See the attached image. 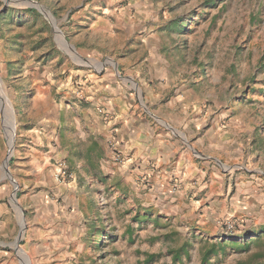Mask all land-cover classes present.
I'll use <instances>...</instances> for the list:
<instances>
[{
    "label": "rangeland",
    "instance_id": "rangeland-1",
    "mask_svg": "<svg viewBox=\"0 0 264 264\" xmlns=\"http://www.w3.org/2000/svg\"><path fill=\"white\" fill-rule=\"evenodd\" d=\"M149 66L177 77L151 107ZM89 74L203 129L124 166ZM0 211L9 264H264V0H0Z\"/></svg>",
    "mask_w": 264,
    "mask_h": 264
},
{
    "label": "crops",
    "instance_id": "crops-1",
    "mask_svg": "<svg viewBox=\"0 0 264 264\" xmlns=\"http://www.w3.org/2000/svg\"><path fill=\"white\" fill-rule=\"evenodd\" d=\"M130 73H133V76L140 81L144 89L145 99L149 101V107L152 105L151 101L155 102L158 100L162 96L164 88L171 86L175 82V79H177L176 76L172 78L167 76L165 81L160 79L162 82L160 80L153 82V80H157V76L163 75L159 66H149L148 75L144 74L142 69L135 67H133ZM141 74L143 77H140ZM103 77L93 74L88 75L87 79L92 83V94H102L101 97L99 96L95 99L96 101L91 100L88 106L92 108L94 104L98 105V102L105 99L107 101L105 102L106 110L111 113V116H100L93 113L90 109L87 110L89 115L80 116L87 124L84 127L83 135L84 137H91L93 134L99 133L105 137L107 135L114 136L118 142V146H120L121 153H123L126 159L124 166L131 165V162L134 161L142 162L143 165L149 162V174H152L151 167H160L162 162L169 161L179 151L182 142L181 136L178 134L179 130L182 129L192 136L196 127L200 130L203 129L202 125L205 122H203L202 116L168 115L163 113L160 108H157V116H153L150 109L148 112L138 106L139 103L136 101V98L129 96L131 93L123 85L122 88L120 86V88L112 90L110 85L105 84L106 78ZM106 87L110 89L107 93ZM154 87H157L158 90H155ZM172 101H175V99H172L170 102L171 104H175ZM211 120L215 119L209 118L204 127L208 128V123H211ZM73 121L75 126L81 129L79 120L74 118ZM214 130V126L206 129L205 132L209 131L211 134L207 133L205 136L208 134L212 135V131ZM197 132L199 136L203 135V133ZM199 142H201V139L194 140L196 146H198ZM164 152L166 153L164 154ZM196 160L197 156L194 153L184 156L183 152L178 162L185 164L187 167L195 164ZM137 164L140 165V163ZM185 179L187 178L183 176V180ZM183 184L188 187L186 181ZM2 237L4 238V236ZM7 250V244L4 242V239H1L0 264H9V253Z\"/></svg>",
    "mask_w": 264,
    "mask_h": 264
},
{
    "label": "built area",
    "instance_id": "built-area-1",
    "mask_svg": "<svg viewBox=\"0 0 264 264\" xmlns=\"http://www.w3.org/2000/svg\"><path fill=\"white\" fill-rule=\"evenodd\" d=\"M112 148H113V151L115 152L114 155H115L116 161L123 163V159L121 158L120 152L118 150V142L115 138H113L112 140Z\"/></svg>",
    "mask_w": 264,
    "mask_h": 264
},
{
    "label": "water",
    "instance_id": "water-1",
    "mask_svg": "<svg viewBox=\"0 0 264 264\" xmlns=\"http://www.w3.org/2000/svg\"><path fill=\"white\" fill-rule=\"evenodd\" d=\"M7 1V0H6ZM12 145H13V140H12ZM11 151H12V148L10 149V147H9V151H8V155H7V160H6V164H5V172H6V176H7V178L10 180V182L12 183V184H14L15 185V188H16V181L13 179V177L11 176V174L9 173V171L6 169V166H7V164H8V159H9V156H10V154H11ZM23 228H24V224H23V226H21V229L23 230Z\"/></svg>",
    "mask_w": 264,
    "mask_h": 264
},
{
    "label": "bare ground",
    "instance_id": "bare-ground-1",
    "mask_svg": "<svg viewBox=\"0 0 264 264\" xmlns=\"http://www.w3.org/2000/svg\"><path fill=\"white\" fill-rule=\"evenodd\" d=\"M61 42L62 43H64V44H67V43H65V41H64V39L61 37ZM8 123H9V125H11V121H10V119L8 120ZM13 140V139H12ZM12 140L10 139V144L12 143ZM13 146V145H12ZM12 146H10V149L12 148ZM5 164H6V162H5ZM5 167V166H4ZM21 226H23V223H22V225ZM22 233H20V235H21Z\"/></svg>",
    "mask_w": 264,
    "mask_h": 264
},
{
    "label": "trees",
    "instance_id": "trees-1",
    "mask_svg": "<svg viewBox=\"0 0 264 264\" xmlns=\"http://www.w3.org/2000/svg\"><path fill=\"white\" fill-rule=\"evenodd\" d=\"M33 9H31V11H32ZM34 11V10H33Z\"/></svg>",
    "mask_w": 264,
    "mask_h": 264
}]
</instances>
